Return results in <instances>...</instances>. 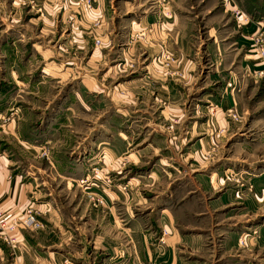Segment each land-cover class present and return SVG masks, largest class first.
I'll return each mask as SVG.
<instances>
[{
  "label": "rangeland",
  "instance_id": "374dc122",
  "mask_svg": "<svg viewBox=\"0 0 264 264\" xmlns=\"http://www.w3.org/2000/svg\"><path fill=\"white\" fill-rule=\"evenodd\" d=\"M235 10L233 0H0V156L32 178L42 166L39 182L49 183L40 186L72 241L103 234L100 222L128 226L138 208L146 221L149 206L170 208L179 234L209 233L218 221L227 230L239 207L213 213L211 201L229 185L237 200L248 190L264 204L249 181L264 170V75L248 69L262 63L255 38L264 45V22L246 45L239 28L250 19ZM214 54L237 68L222 85L207 77ZM233 227L240 248L259 238ZM144 228L162 252L170 232ZM123 233V247L133 245ZM90 248L58 251L91 263Z\"/></svg>",
  "mask_w": 264,
  "mask_h": 264
},
{
  "label": "crops",
  "instance_id": "0c3cea01",
  "mask_svg": "<svg viewBox=\"0 0 264 264\" xmlns=\"http://www.w3.org/2000/svg\"><path fill=\"white\" fill-rule=\"evenodd\" d=\"M233 1L250 19L249 23H245L242 28H239L240 33L238 35V40L248 45L255 31V25L258 22H264V8L255 7L257 5L264 7V0ZM175 19L174 14L169 21L175 22ZM234 28L236 29L235 26ZM213 57L207 77L212 76L215 78L212 81L215 82L214 84L222 85L224 84L223 81L220 82L219 80L231 76L237 68L231 62H224L216 54ZM249 65L250 75V70L253 69H260L264 73L263 61L261 64H257L255 61L254 63L250 62ZM184 68L186 69V66ZM190 69H192L191 66L188 70ZM153 74L157 75L156 73ZM165 85L171 95L172 93H180V86L178 87L175 83L168 82ZM223 93L222 95L217 93L223 101H228L232 96V92L230 90L228 92L226 88H224ZM207 96H211V93L208 92ZM34 148L37 150L41 147L35 146ZM3 158V156H0V208L16 220L31 202L33 205L35 204V209L41 211L40 218L44 228L37 232L22 230L18 236L17 244L12 248L0 238V264H64V260L67 258L70 260L76 258L77 261H73L74 264H83L82 259L84 263L88 262L87 257L84 255L78 256L75 253H61L58 251L61 247L72 245L75 242L81 243L84 247H93L94 250L90 248V253L95 255L92 257V262L87 264H241V261L255 263V260L258 261L256 264H264V204L257 203L248 190H244L245 195L241 202L235 198L233 185H229L217 198L211 201L213 213L215 211L220 212L226 206L239 207L238 212H232L233 216L230 218L236 221H233L230 225L228 224L229 229L227 230H221V225L226 223L218 221L214 224L218 226L217 229L209 231V233L204 232L202 229L198 230L199 227L197 226V232L193 234H179L174 225L173 211L170 208L163 206L156 212L153 206H149L146 207L149 208L145 213L147 215L146 221L143 218L144 216L141 215L142 210L138 208V212L131 220L128 218V222H130L128 226L124 227V224L119 222H109L104 225L100 222L97 227L99 230L103 228V234L90 232L89 235L82 234L78 240L72 241L69 237L71 234L69 225L64 220H60V212L57 211L59 208L55 207L54 203L55 198L52 200L47 198V196H50L51 191L47 187L44 189L40 186L41 183H49L45 179H43V182H39L38 175L42 171V166L40 164L35 166V171H31L35 175L32 178L27 176L30 171L21 172L16 170L14 165L11 166V161L6 162ZM200 175L202 174H198L197 178H200ZM213 175L216 178L220 177L218 173ZM212 176L211 179L215 180ZM202 181L206 183L204 179ZM249 181L252 191L259 194L264 193V170L249 178ZM203 189L206 192L210 191L209 186L206 185ZM114 193L112 192V194ZM216 193L213 192L211 195ZM136 204L140 205L142 202L139 201ZM110 212L107 213L110 214ZM229 215L227 216L229 217ZM238 218L241 219L237 220ZM147 224L154 226L156 230L164 225V228L170 232L164 250L160 253L152 244L151 232H147L144 228ZM237 224L242 225L244 230L253 228L258 230L259 238L254 240L253 243L244 238L246 239L245 242H249L248 245H251L248 249L246 247L244 249L240 248L238 245V232L233 227ZM124 229L131 231V233H128L129 237L126 240H133V245L128 246L125 243L127 248L123 247ZM218 237H221V239ZM131 246L136 249L137 255L132 253ZM83 251L81 254H83ZM102 253L103 257L101 258L100 254Z\"/></svg>",
  "mask_w": 264,
  "mask_h": 264
},
{
  "label": "built area",
  "instance_id": "2783aa9c",
  "mask_svg": "<svg viewBox=\"0 0 264 264\" xmlns=\"http://www.w3.org/2000/svg\"><path fill=\"white\" fill-rule=\"evenodd\" d=\"M234 15L236 18H242L243 13L240 10H235ZM246 19H244V22ZM256 52L264 62V45L263 41L255 38ZM263 75V71L259 72ZM41 223L38 221L37 214L32 208H27L23 211L22 215L14 220L0 208V238L11 246L18 242V236L22 230L35 232L39 230Z\"/></svg>",
  "mask_w": 264,
  "mask_h": 264
},
{
  "label": "bare ground",
  "instance_id": "6f19581e",
  "mask_svg": "<svg viewBox=\"0 0 264 264\" xmlns=\"http://www.w3.org/2000/svg\"><path fill=\"white\" fill-rule=\"evenodd\" d=\"M246 239L243 240V242L245 241Z\"/></svg>",
  "mask_w": 264,
  "mask_h": 264
}]
</instances>
